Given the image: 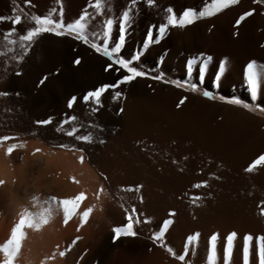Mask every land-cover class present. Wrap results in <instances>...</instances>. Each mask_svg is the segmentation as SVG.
Segmentation results:
<instances>
[{
	"label": "rangeland",
	"instance_id": "1",
	"mask_svg": "<svg viewBox=\"0 0 264 264\" xmlns=\"http://www.w3.org/2000/svg\"><path fill=\"white\" fill-rule=\"evenodd\" d=\"M90 1L94 3V0H86L87 4L85 2L76 13V18L85 11L89 13L90 21H85L89 26L87 35L102 41L101 22L110 16L114 25L108 43L112 45L119 35L116 21L124 10H129L130 22L122 55L130 58L139 50L141 56L134 66L142 68L149 76L162 75L163 82L184 83V87L177 88L172 83H166L175 87L174 90L148 77L137 78L116 90L105 92L101 97L102 106L93 113L89 105L80 102V98L102 83L115 82L123 74L111 70L105 72L104 67L109 63L106 57L93 49L95 54L84 50L80 40L71 36L50 38L53 43H63L64 49L58 52L46 53L38 46L41 36L35 39L26 55L20 48L19 35L34 26L29 17L47 15L56 6L57 13L63 8L66 12V0H51L52 5L48 9L44 0L42 5L40 1L30 0L29 4L17 3L14 7L8 2L0 7L3 8L0 15L7 16L10 11L9 15H12L15 8V14L23 18V23L16 25L17 33L12 37L16 43L13 45H7L3 38V32L11 24L0 22V93H7L0 95V137L14 138L0 143V148L10 144L23 145L33 140L43 141L31 133V129H43V124L38 121L48 120L56 129L61 127L66 132L75 127L76 135L90 136V140L82 141L91 146L94 155L99 154L102 169H105L104 176L109 178L104 189H109L111 195L109 215L103 222L88 220L83 224V230L75 231L68 240L62 239L54 247H40L39 254L30 255L25 260L21 259L19 252L15 264H152V255L158 253L183 264H208V240L213 233L218 234L216 264H224L226 237L231 232L237 235L229 264H243V236L247 234L254 237L249 242V264H259L260 242L255 237L264 236V215H261L264 208V166H258L252 173L246 172L245 168L264 153V135L259 131L245 133L246 123L252 120L234 109L241 105L226 102L238 97L223 95L217 90L235 91L221 79L229 71H234L239 82L247 86L242 90L247 93L249 101L238 99L247 102L251 109L248 111L264 117V51L259 49L262 42L255 45L254 40L249 39L242 44H234L226 29H221L219 25L221 15L233 9L235 14L229 18L228 27L238 29L259 10L264 14V0H257V4L253 0H237L236 4L211 17L195 20L184 28L168 29L165 36L160 37L158 42L154 40L147 48L143 42L149 27L164 22L168 7L179 15L185 8L199 10L205 0H155L152 7L143 0H137L133 6L131 0H104L105 7L100 11L93 8ZM131 6L134 7L133 12ZM249 10H254L251 17H246L237 26L236 19ZM64 15L63 21L69 22ZM55 16L56 12L53 13ZM204 27L212 28L214 34L217 32L221 36H216L218 42L213 40L215 37L211 38V42L202 39ZM253 33L255 35V29ZM9 48L13 50L9 51ZM20 56L23 59H19ZM193 57L197 58L196 63L189 72L187 62ZM77 58L80 62L73 63ZM215 58L220 62L217 70L212 69ZM205 59L207 66L201 78L198 65ZM251 61L256 62L261 73L255 98L251 96L244 77L246 65ZM214 73L218 78L209 79ZM42 79L43 83L40 82ZM189 84H196L197 91L192 92ZM117 90L122 95L113 100L112 94ZM204 91L210 92L213 98L204 97ZM37 92H46L49 98L33 105L28 98ZM193 93L224 104L203 103L190 97ZM219 94L225 96L224 99ZM72 96L77 97V102L69 109L67 101ZM181 97L187 99L177 108ZM43 107L47 108L45 114L40 112ZM65 107L67 111L62 116L60 112ZM69 115L77 119L65 123ZM239 122L243 127L239 126ZM235 124L239 128L234 137L236 141L232 143V131L238 127ZM69 138L74 139L75 135ZM56 147L62 148L61 145ZM67 149L78 150L75 146H68ZM11 153L17 154V164H21L22 148L18 146ZM197 184L202 186L195 187ZM129 188L133 190L128 191ZM133 208L134 220L140 221L134 224L137 235L113 240L112 228L126 223L125 210ZM41 211L32 213L39 219H45V210L42 208ZM170 212L174 215L170 216ZM165 219H171L173 223L168 226L163 241L154 240L153 233L158 231ZM196 233H199L198 239L189 243L187 237ZM73 240L76 241L74 244ZM167 248H171L176 255H185V260L176 259ZM60 252H64V256H60ZM0 259H3V253H0Z\"/></svg>",
	"mask_w": 264,
	"mask_h": 264
},
{
	"label": "bare ground",
	"instance_id": "2",
	"mask_svg": "<svg viewBox=\"0 0 264 264\" xmlns=\"http://www.w3.org/2000/svg\"><path fill=\"white\" fill-rule=\"evenodd\" d=\"M37 1H40L42 5L43 0H37ZM8 2H10V5L15 7L17 3L23 4L24 0H15V2L14 0H0V7L5 4H9ZM85 2L86 0H66V3H67L66 12L63 10L64 8L62 9V12H64L63 14H65L64 15L65 19L69 20V22L70 20L76 19V16H77L76 13L80 11V7L81 6L83 7ZM44 3L46 4L45 5L46 9H48L49 5L51 4V0H44ZM90 3H93V2L90 1ZM132 6L131 8L130 7L129 8L133 12L134 7ZM43 7L44 6H42L41 8ZM0 10H3V8ZM60 10L61 9H59V11ZM39 12L41 13V11ZM56 14H57V10H56ZM234 14L235 12L233 11V9L227 11L226 13L221 15L220 23H219L221 29H226L227 33L231 36L232 38L231 42L234 44H242L244 42H247V40L249 39H253L255 45L258 42H262L261 45H264V14L263 12L262 11L260 12L259 10L258 12H256V14H253L252 17L250 16L251 18L247 19L246 22L243 23L236 30H234L231 27H228V20L229 18L233 17ZM209 22L210 21H208V23ZM65 23H68V21ZM213 23H215V19H213ZM208 27H210V24L208 25ZM254 29H255V35L253 33ZM202 31H203L202 39H205L206 41L209 40L211 42L212 40L211 38L213 37L216 38V36H218V38H221V36H219L217 32L214 34V31L212 28L208 29L207 27H204ZM54 36L55 35L52 36L50 33L42 34L38 40V43H37L38 46H40L46 53L51 52V51L58 52L64 49L63 43L62 44L56 43V42L53 43L52 41H50V38L52 39ZM88 38L90 42H96V43L101 42V41L98 42L95 39V37L91 35H88ZM218 38L213 39V40L215 41L217 40L218 42ZM80 42L79 44L82 45L84 50H87L88 52H92L93 54H95L93 50L88 46V44H85L83 42L80 43ZM260 48L261 50L264 51V47L261 46L259 47V49ZM213 67L216 68V70L220 67V62L216 58L212 65V69ZM210 78L217 79L218 76L216 73H214L210 75L209 79ZM221 79L224 80L226 83H228V85H230L235 91L233 93H230V92L227 93L225 90H217V92L220 91L221 93H223V95L224 93H226L227 95L231 97L236 96L238 98H243L249 101V97L247 93L243 92L244 90H242V89H246L247 86H244L245 84L242 85L240 83L241 81L239 82V80L237 79V75L234 73V71H229ZM158 82H159V85H163V86L166 85L168 86V88L175 90V87H173L170 84L167 85L162 80ZM177 91L179 93H182V91L179 89ZM219 95L221 97H225L222 94H219ZM190 97H194L196 99L198 98V100L202 101L203 103L205 102L213 103L215 104V106L216 105L223 106L224 104L220 101L214 102V101H209L207 99L198 97V95L194 93L190 94ZM48 98L49 97L46 94V92L45 93L37 92V93H33L30 96V98H28V101L34 105L41 101L44 102ZM53 99L59 100V98L57 97H53ZM234 109H237L241 111V113L243 112L245 115H248V117H250V119L252 120V121H249L250 124L249 122H247L248 124L246 123V126H245L246 129L244 128L245 133H250L249 131H252V132L259 131L264 135V117H260L255 113H251L250 111H248L242 106H239V107L236 106L234 107ZM66 111H67L66 107L63 108L60 112L61 115L63 116ZM40 112H43L45 114L47 112V108L43 107L40 110ZM40 112L39 114H42ZM238 124H240V122ZM238 124L237 125L235 124V125L238 126ZM241 125L242 124H240L239 126ZM239 126L235 129L234 132L232 131V134L230 133L231 136L233 137L232 143L236 141L234 137L237 136L236 133L238 131L237 129L239 128ZM32 130L34 129H31V133H33L32 136L34 135L36 137H39L43 141L33 140V141H30L29 143L23 144V147H21L23 150L21 164L20 163L17 164V161H18L17 154L6 153V149L8 148L7 146H3L0 148V181L3 182V183H0V244H3L4 242H6V240L10 237L11 229L18 222L21 215H28L33 219L34 223H37V222H40L42 219H39L36 216H34V213L32 212L37 211L41 213L42 212L41 210L43 208L46 214L45 219L47 220V223H42L39 230H37L34 226L31 228L25 227L24 229L25 238L22 241L21 250H20V257L21 259H24V260L28 258L30 255L32 256V255L39 254L43 246H44V249L47 247H54L62 239L68 240V237L75 231L79 232L80 230H83L82 227L84 223L83 224L80 223V213L87 207H93V211L90 213L87 221L91 220L94 222L95 221L103 222L105 218H107L106 217L107 214L109 215V211H110L109 205L111 201L110 200L111 195L109 193L110 191L108 192L109 189L108 190H105L106 188L104 189V185L108 184L107 180L109 178L107 177L108 179H106V177L104 176L105 169L104 170L102 169L103 167L102 160L101 158L98 157L99 154L94 155L95 153L92 152V150H90L91 146L88 147L89 145L88 144L86 145L85 142H83L82 140H77L76 138L74 139L69 138L70 136L66 135V131L64 130V128L60 127L59 129H56L51 122L47 124H43L42 130H34V131ZM221 134H224V133H221ZM57 145H61L62 148H57L56 147ZM68 146H75L78 148V150H68L67 149ZM101 188L103 189V191H100ZM80 192L85 193V199L81 202L80 208L77 210V213L73 214L72 217L68 220V222L65 223L64 214H63L61 207L59 206L58 203H53L50 200V197L55 196L59 200V199L74 197L76 194ZM97 193H99V195H97ZM147 196L148 195H146V197ZM153 197L154 196H152L151 198ZM143 205L144 204H142V206ZM151 262L152 264H183L182 262H179L170 256L169 257L163 256L162 253L152 255Z\"/></svg>",
	"mask_w": 264,
	"mask_h": 264
},
{
	"label": "snow or ice",
	"instance_id": "3",
	"mask_svg": "<svg viewBox=\"0 0 264 264\" xmlns=\"http://www.w3.org/2000/svg\"><path fill=\"white\" fill-rule=\"evenodd\" d=\"M15 2V0H14ZM59 2V0H57ZM145 4L149 7L154 6L155 0H143ZM257 0H253V3H256ZM25 4H29L30 0H24ZM137 0H131V4L135 5ZM237 3V0H205L203 7L199 10L194 8H185L182 13L177 15L172 7H168L166 11V16L164 17V22L159 23L158 25L150 26L146 39L143 42L144 47L147 48L150 43L154 40L158 42L160 37H163L167 34L168 29L170 28H184L187 25H191L195 20L211 17L216 13H219L225 8H228L231 5ZM93 8L97 11H100L105 7L104 0H94ZM254 10H249L243 12L235 21L236 25H240L242 21L245 20L246 17H249L253 14ZM56 10L50 11L47 15H31L29 17V21L34 25L32 27H28L25 32L19 35L20 48L22 52L26 55L29 49L32 46V43L35 39L42 34L50 33L55 36H71L81 42L88 44V46L93 49L96 53H98L102 57H106L109 63H107L104 67V71L108 72L109 70L116 73H123L120 75L115 82L113 83H102L99 86L93 88L86 92L81 98L80 102L89 105L91 108V112L95 113L98 110L99 106H102L101 97L105 92L109 89L116 90L121 85H126L137 78H145L148 77L152 80L160 81L162 80V75H151L144 71L142 68L138 66H134V62L140 59L141 53L139 50L136 51L135 54H132L130 58H125L121 49L125 43L126 37V29L127 25L130 22V12L129 10H124L116 21L118 25V40L113 41V44L110 45L108 43L110 33L112 32L114 21L109 16L104 21H102V32L103 39L100 43L90 42L87 35V28L89 27L85 21L90 19V15L87 11L83 12L78 18L73 20L72 22L65 23L62 19L63 12L62 9L56 14L55 18L53 17V13ZM12 15H0V22H9L11 27L6 29L3 32V38L6 41L7 45H13L16 43V40L12 39L14 35L17 33L16 25L23 23V18L21 15H17L16 9H12ZM153 28H155V35L153 34ZM235 35V33H234ZM264 47V45H262ZM13 49L9 48V51ZM2 54V53H0ZM19 59H23V56H20ZM196 57H193L191 60L187 62L188 71H192L193 64L196 63ZM207 59H210L207 58ZM207 59L203 60L198 65V70L200 77H203V74L206 70ZM80 62L79 58L73 61V63L78 64ZM223 65L221 64V68ZM19 74V73H17ZM244 77L247 82V85L250 89L251 96L255 98L257 94L258 84L261 82V73L257 70V65L255 61H251L246 65V69L244 72ZM43 83V79L40 81ZM165 83H172L175 87L180 88L184 87V83L179 81H164ZM187 83V82H185ZM188 88L192 92L197 91L196 84H189ZM187 90V89H186ZM203 96L206 98H213L212 94L208 91H204ZM0 95H7V93H0ZM120 91H114L112 94V99L116 100L121 97ZM186 97H181L179 102L176 104L177 108H180L182 104H184ZM221 99H224L221 97ZM77 102V97L72 96L67 101V107L71 109L74 103ZM229 104L233 105H241L245 109L249 108L247 103H243L238 98H232L226 101ZM122 111V109H121ZM77 118L75 116H68L65 123H71L75 121ZM50 121H38L37 123L47 124ZM77 128L72 127L69 131L66 132V135L73 136L77 140H90L89 135H76ZM14 139L13 137L3 136L0 137V143L4 141H8ZM23 147V145L10 144L6 149V153H11L17 147ZM82 159V158H81ZM258 166H264V153L258 155L248 166L245 168V171L248 173H252L257 169ZM0 183H3L0 181ZM206 184V182H202ZM201 184L195 185V187H201ZM139 188V186H137ZM128 191H132L133 189L129 188ZM100 191H103L101 188ZM99 195V193H97ZM85 199V193L80 192L71 198L57 199V197L52 196L50 200L53 203H58L61 207L64 214V222L67 223L68 220L72 217L73 214L77 213V210L80 208L81 202ZM194 199H199V197H195ZM93 211V207H87L80 213V223L83 224L87 221L90 213ZM126 212V223L115 226L112 228L113 232V240H116L120 237H135L137 233L134 231V224L140 223L138 219L134 220L135 208L131 211L125 210ZM169 215H174V213H169ZM261 215H264V208L261 209ZM42 223H47L46 219H42L40 222L34 223L33 219L28 215H21L18 222L12 227L10 237L4 242L0 244V253H3V259H0V264H15L16 258L21 250L22 241L25 238V227H35L37 230L41 227ZM173 221L171 219H165L162 222V226L159 227L158 231L153 233V239L163 241L165 232L168 229V226L171 225ZM235 232H231L226 237V247L224 248V264H229L230 254L233 248V241L236 237ZM199 233L190 235L187 237V241L192 243L198 239ZM76 239H79L77 237ZM218 239V234L213 233L208 240V249H207V261L208 264H216V241ZM254 237L251 234H247L243 236V264H249V242L253 241ZM256 241H259V264H264V236L255 237ZM76 241L73 240L74 244ZM167 251L174 255L176 259L180 261L185 260V255H176L171 248H167ZM60 256H64V252H60Z\"/></svg>",
	"mask_w": 264,
	"mask_h": 264
}]
</instances>
